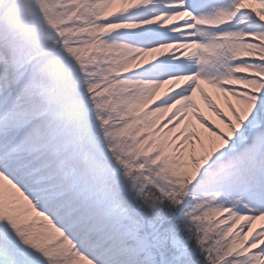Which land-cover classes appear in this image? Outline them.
Wrapping results in <instances>:
<instances>
[{
    "label": "snow or ice",
    "instance_id": "6c2138e0",
    "mask_svg": "<svg viewBox=\"0 0 264 264\" xmlns=\"http://www.w3.org/2000/svg\"><path fill=\"white\" fill-rule=\"evenodd\" d=\"M0 264H264V0H0Z\"/></svg>",
    "mask_w": 264,
    "mask_h": 264
}]
</instances>
